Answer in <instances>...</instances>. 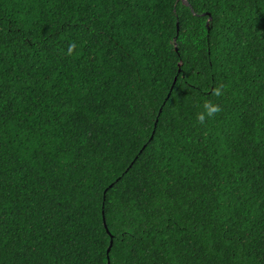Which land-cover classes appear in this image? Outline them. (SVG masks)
Here are the masks:
<instances>
[{"label":"trees","instance_id":"obj_1","mask_svg":"<svg viewBox=\"0 0 264 264\" xmlns=\"http://www.w3.org/2000/svg\"><path fill=\"white\" fill-rule=\"evenodd\" d=\"M186 1L0 0V264H264V0Z\"/></svg>","mask_w":264,"mask_h":264},{"label":"water","instance_id":"obj_2","mask_svg":"<svg viewBox=\"0 0 264 264\" xmlns=\"http://www.w3.org/2000/svg\"><path fill=\"white\" fill-rule=\"evenodd\" d=\"M183 1H184V3H186V4L188 5V3H187L186 0H183ZM174 87H175V84H174V86H173V88H172V91H173ZM170 96H171V94H170ZM106 228H107V230H108L107 224H106ZM108 232H109V230H108ZM112 245H113V242H112ZM110 250H111V249H110ZM110 250H109V252H110Z\"/></svg>","mask_w":264,"mask_h":264}]
</instances>
